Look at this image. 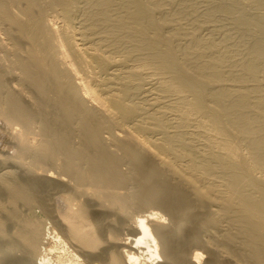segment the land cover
I'll return each instance as SVG.
<instances>
[{"label":"rangeland","instance_id":"rangeland-1","mask_svg":"<svg viewBox=\"0 0 264 264\" xmlns=\"http://www.w3.org/2000/svg\"><path fill=\"white\" fill-rule=\"evenodd\" d=\"M140 5L151 12L150 17L141 20L135 18ZM34 6L38 10L40 18L55 28L57 37V41L55 40V42L49 39L45 35L48 32L47 26L38 21L42 30L41 37L38 41L40 42L39 51L41 55L39 66H42L41 78L43 83L51 86V84L53 85L62 80H67V83L75 89V95L76 93L81 95L84 92V87H88L92 89L95 96L100 97L99 99H104L107 102L106 104L109 102L108 107L112 105L110 103H113L117 99H121L122 101V106L124 107L122 111H119L120 108H114V106L116 107L115 102L109 107L110 110L107 108L109 111H105L106 109L102 110L103 113L105 111L104 114L106 115L102 111L100 113L99 108L98 112L100 114L95 111V114L97 115L98 113L100 119L103 121V125H107L104 128L100 124L101 120L97 118L98 115H95V119L98 120L95 121L101 126L99 144L105 148L106 160L109 165L112 166L115 164L119 172L123 174L124 179L121 181H133L128 185V195L135 194L136 190H139L138 185H141L138 184V181H143L145 183L143 189L146 190L147 196H149V202H147L148 204L145 202L142 203V201L138 202L136 198L131 200L133 204L131 203L130 206L133 207L130 208L131 211L129 213L135 212L137 214L141 212L143 215L141 213L137 215L124 213V215L114 206H112L113 209L110 208L108 210L109 212L107 211L108 215H106L110 217L108 219L109 221L113 220V226L118 227L121 225L119 226L120 229L124 227L120 235L116 236V238L114 237L113 242L117 244L121 243L124 246L123 248L128 251L138 255L141 253L142 255V252L146 251L147 247L144 242L135 244L136 241L134 242L132 240L134 236H140V226L133 220L138 217H149V221L147 220V222L153 225V228L159 230L158 233H163L157 243L159 244L158 251L162 252L161 255L163 256L159 260L156 259V262L158 261L157 263L176 264L175 254L172 256L171 247H167V243L173 241V244L185 253L186 250L189 251V248H192V245H199L197 249L203 251L204 256L200 264H206L207 261L210 264L214 259L216 261L218 260L216 264H223L227 256L217 255L212 248H209L207 245L205 246V244L209 241L210 235V240L214 241L215 239V243H219L214 245L217 247L220 245L219 248L222 246L224 249V243L220 240L224 241V234L230 232L231 229L233 231L234 226L227 219H223L220 222L222 225L226 223L223 227H220L219 224L217 226L218 228L216 227L217 230H214L215 227L211 226L209 228V226H206L205 229L200 231L199 227L196 226L198 225V217H202V215L206 216L210 213H216L221 216V213H219L221 210L219 209L220 205L216 203L207 204L205 201H200L190 191L191 194L187 195L188 190L186 191L183 185V187L180 186V181H188V176L193 175L191 169H195L193 171L195 175L193 176L197 179L195 180L194 178V181H201V186H203V182L204 185L212 186V182L215 188L218 186L220 189H225L226 182L232 181V178H234L232 176H235V170H232V166L222 163L224 162L223 159L226 154L222 153L223 151L225 153V150L221 147L224 144L223 142L226 143L227 140L235 142L238 146L236 161L244 163L248 167L247 172L249 177L255 181H264V169L261 170L262 167H257L258 161L256 158L257 155H264V149L256 150L254 148V141L264 137L263 119L260 114H257L260 113L259 111L264 113V103H262L264 102V56L257 57L253 50L255 40L264 37V0H65L62 4L57 3V0H34ZM153 22L156 24L154 25ZM3 28V25L0 26V39L7 43L9 41L8 35H5ZM193 38L197 39L195 41L198 43ZM60 42L62 43V47H57L60 46ZM201 42L204 43L202 47H205V44L209 46L206 45L205 51L208 48L210 49V47L212 50L210 49L208 52H205L201 47ZM199 47L202 49H200L201 52H199ZM61 50L64 53V64H61L62 62L59 58L61 57ZM193 51L200 55L192 53ZM169 52H171L170 55ZM225 57L226 59H223L224 62L219 61L220 58ZM83 58H85L84 64L86 66L81 64ZM15 59V56L0 49V62L5 65V71L1 74L2 80L7 82L6 86L8 85V88L11 86L9 89L11 93L14 88L15 90L17 89L15 95L17 96L18 93L17 98L24 106L30 109L29 99L31 98L30 95L32 92H30V88L24 81L20 67L13 64ZM214 60L222 62L224 66L222 64L220 66L217 62L216 65ZM208 61L212 63L211 66V63ZM251 61L256 66V74L251 75L246 73L244 75L242 73L243 66ZM201 62L206 65L201 66ZM207 65L213 70L216 68L215 66L219 70L222 68L221 71L223 70V72L221 74L225 75H221L218 78V84L212 76V69L209 74L208 67H205ZM198 66L207 70L205 71L203 69L200 71L201 68L199 67V70ZM70 68L76 70L73 73L75 75H69ZM202 72H206L204 74L207 75H204ZM66 74L68 77H66ZM208 75L209 77H207ZM226 76L229 78L227 79ZM184 77L185 80L186 77H191L190 79L193 77V80L197 79L203 85L202 93L205 99V107L203 106L200 110L192 107L195 106L197 91L193 92L192 89V91H188L190 90L188 87L186 89V82L183 81ZM211 78L214 79L212 80ZM234 78L237 80L235 81ZM176 81H180L182 84ZM219 83L223 85H221L222 88L219 86ZM184 86L185 88L182 89H185V91L181 89ZM225 86L227 92L224 88ZM230 87L231 89H229ZM253 88H257L260 91L258 92L259 94H253V97L250 96V100L254 101L247 106H238L236 101L239 97L248 90L250 92ZM6 89H4V92H6ZM235 89L237 90L235 91ZM9 90L7 89V91ZM230 90L237 93L239 90V97L235 92H233L235 95H232L233 93ZM112 97H116V99H112ZM194 97L195 102H193ZM256 98H260L261 102H259V99L258 102L263 106L256 101ZM192 108L195 109L193 110ZM196 109L200 111L199 114L195 113L197 112ZM255 109L256 111H254ZM111 111L112 113H109ZM107 112L113 116H108ZM247 118H250V121H252L251 119L254 120L248 129H244L247 125ZM38 122L37 127L39 128L40 122ZM243 129L245 130V134L243 133ZM128 132L135 134L147 147L151 146L152 150L154 149L157 154L160 153V157L165 158V161H169L170 166L173 165L175 167L174 169L171 167L172 170L177 169L178 171L175 170L176 173L172 174L175 171L173 172L170 168H166L170 167L166 165L167 163L165 165L159 161L155 163L145 149L135 144H133L134 146L131 144V147L128 146L123 149L121 141L123 138L125 139V135L127 137ZM72 133L73 136L69 138L71 145L69 142L68 146L70 145V147L67 149L72 147L73 150H69L75 151L72 160L78 159L79 164L76 163V166L80 165L77 167L79 173L76 172L77 169L72 164L66 167L58 164L59 167H57L54 161L50 162L48 168L42 171L45 172L46 170L45 173H34L28 168L29 164L23 166L19 164L18 154L20 151L18 153L16 152V141L14 138L16 134L14 133V128L5 120L4 116L3 118L0 116V179L2 180L10 175L25 176V178L28 176L26 178L27 181H33L31 182V187L33 185L32 183H34L32 187L36 190H34V193L37 194L39 190H42L41 193L43 196H41L42 194L40 196L42 198L45 197L47 201L46 203L43 198L47 207L44 205L45 207L42 206L41 209L39 207L36 208L34 214L40 216L42 220L44 219L43 223L46 226V230L50 229L49 232L51 234L46 237L44 243V248H47L45 250V258L50 260V262H46L45 259L46 263H40L36 260V262L32 261L29 264H105L102 263L104 261H98L99 259H95L91 263L84 259L85 256L80 252L82 248L78 245L79 242L73 241L69 236L66 239L62 235V231L55 224V220H52L54 217L47 216L50 215L48 211L51 212L52 207L50 208V206H52V199L58 196L59 193H57L58 195L44 194L43 191L45 192V190L44 186H42L44 181V185L47 184V181H54L58 185V187L56 185L53 186V184L51 185L52 189L55 188L56 190L54 192L59 191L61 194H64L66 190L67 192H73V187L70 188L69 185H73L75 183L74 181H79V176L80 178L84 177H81V175H84L82 173L84 171L80 174L79 170L81 168V170L86 171L85 174H93L90 171L94 167L93 162L88 159L90 156H80V151L78 150L80 148L77 146L83 148V143L78 145L79 142H82L80 141V135L78 136L79 133L77 130ZM73 140L75 143H73ZM72 145H74L76 150ZM162 145H165V147ZM159 147L162 148L160 149ZM158 149L165 151V154L163 152L161 154V151ZM33 150H29L30 152L27 151L31 155L29 154L26 157V162L29 161L30 163L35 158L37 159V155L34 154L36 151L34 150L35 152H33ZM69 150L68 152H70ZM217 156L218 159L216 158L215 160ZM219 159H221V162ZM239 163L234 162V165ZM69 166H71V169L74 168V171L68 169L70 168ZM192 166L193 168H190ZM224 166L226 169H224ZM65 168H67V171H65ZM47 172H50V174ZM72 172H75V175H77L76 173L78 175L80 174L79 176L77 175L78 179ZM182 173L185 174V177L183 176L182 178L186 180L181 178ZM228 175H231V177ZM189 178H191L189 181L193 180V177ZM200 178L204 181L202 182ZM94 180V177L89 176L85 181ZM37 181H42L41 185H38ZM58 181L60 184L57 183ZM175 183H179L177 184L178 186ZM182 192H184L183 195H181ZM82 195H75L77 201H79L78 203L85 202L89 207L92 205L94 207L95 202H93L94 199L92 196L89 194L87 195L90 197L86 194ZM84 199L86 200L84 201ZM50 200L51 203H48ZM134 201H137L136 203L138 204H135ZM193 203H195L194 209L191 207ZM43 208H46V211ZM154 213H158L160 218L158 216L156 218V214L154 215ZM90 214L91 221L96 225V231H100L102 229V222L105 223L106 219L104 218L102 221L99 214L94 215L92 212ZM225 220L226 222H224ZM115 221L118 225L114 224ZM57 228L60 230L59 232ZM188 228L192 229L193 232L190 233ZM224 228L225 230H223ZM217 232L219 233L217 234ZM7 235L8 233L3 237L4 240L8 238ZM74 244L75 246L78 245L77 249L79 251H77V255ZM104 244H101L99 247H104ZM97 249H95L94 253L99 250ZM92 251L94 250L92 249ZM16 255L8 253L5 256L6 258L3 257V262L5 264H20L22 259ZM158 255L160 256V254ZM150 260L149 258H142L141 261L135 262L134 264H152ZM236 262L232 261L231 263L242 264Z\"/></svg>","mask_w":264,"mask_h":264},{"label":"bare ground","instance_id":"bare-ground-1","mask_svg":"<svg viewBox=\"0 0 264 264\" xmlns=\"http://www.w3.org/2000/svg\"><path fill=\"white\" fill-rule=\"evenodd\" d=\"M64 1L65 0H57V3L62 4ZM150 16H151V12H149L145 8L141 7V5H140V7L138 8V11L135 15V18L138 20H141V19H144V18H147ZM38 21L41 22V24H45L47 26L48 32L45 35L48 36L49 39H51L52 41L55 42V40L57 39L55 28L40 18V14L34 6V0H0V23L4 26L3 29L5 30V35H8V40H9L7 42L8 43L7 44L0 39V49L11 54V55H13V56H15L16 59L13 62V64L17 67H20V69L23 73L22 75H23L24 81L27 83L28 87L30 88V92H32V94L30 95L31 98L29 99V102H30L29 107H31V108L29 109L28 107L24 106L20 102V100L17 98L18 93H17V96L15 95V92L17 89L15 90V88H14L12 90V93H11L9 90L11 86L9 85L10 87L8 88V85L6 86L7 82H4L2 80L3 78L1 76V74L3 73V71H5V65L0 62V102H1V104H0V116H2V118L4 116L5 120L8 121L10 123V125H12L14 128V133L16 134V136L14 135L15 136L14 138L16 141V143H15L16 144V152L18 153L20 151L18 154V157H19L18 162L22 166L29 164L28 168L30 169V171L32 170L34 173H38V172L39 173H45L46 170H45V172H42V171H44L45 168H48L49 163L53 162V161L55 162L54 164L57 165V167H59L58 164L61 166H65V167L68 166L69 164H72V166L77 169V167L80 166V165L76 166V163L79 164L78 159L72 160V158L74 157L75 151H72L73 150L72 147L69 148V149H72L71 150L72 152L69 149H67L71 145L69 138H71L73 136L72 132L77 130V132L79 133L78 136L80 135V137H81L80 141H82V142H79V144L78 143L77 144L80 145V143H83L82 144L83 148H81L80 146H77V145H75V146L80 148V149H78L80 151V156H90L88 159H90L93 162L94 167H92V170L90 168L89 169H90L91 173L93 172V174L92 175L88 174V173L85 174L86 171L81 170L82 168L80 167L81 168V169L79 168L80 174L82 171H84V172H82V173H84V175H81V177L82 176H84V177L80 178V176H79L80 174L78 175L79 172L77 169L76 172H78V173H76V174L79 176L80 180L74 181L75 182L73 184L74 186L72 184L69 185L70 188L73 187L72 188V190H74L73 192H71V191L67 192V190L65 189L66 192L65 193L63 192L64 194H61L59 191L54 192L56 190H55V188L52 189V186H51L52 184H53V186L56 185L54 183V181H47L46 185H44L45 184V181H44V184L42 185V186H44V190H45V192L43 191L44 194L53 195V194L59 193V195L57 194L58 196H55L54 198L52 196L53 202H52V206H50V208L51 207L52 208H51V212L47 210L50 214L47 216L54 217L52 220L53 221L55 220V224L62 231L61 233L63 236H65L66 239L69 236V238L73 239V241L75 240L76 242H79L78 245H80L82 248V249H80V252L85 256L84 259H86L90 263H91V261L93 262L95 259H99L98 261H100V260L104 261L102 263H105V264H131V263L134 264L135 262L141 261L142 258H149V259H151L150 262L152 264H156L158 262V261L156 262V259L159 260L163 256V255H161L162 252L158 251V245L159 244H157L159 242V239H161L160 236L163 233H161V232L158 233L159 230L153 228V225H151V224H149V222H147L149 217H138L137 216L138 218H136L135 215H137L141 212H138V213L136 212L137 214H135V212L134 213L130 212V213H132V215L135 214L134 216L136 219L133 217L135 219L133 221L138 223V225L140 226V236L139 237L134 236L132 240L134 242L136 241L135 244H140L141 242H144V244H146V247H147L146 251L142 252V255H141V253H139L140 255H138V254H134L131 251H128L127 249L123 248L124 246H122L121 243L117 244V243L113 242V239H115L116 236L120 235L121 230H122V228L124 229V227H122L120 229L119 226H121V225H119L118 227L113 226L112 225L113 220L109 221L108 219L110 217L107 216L108 215L107 211L110 208H112V206L117 207L118 211H121L123 214L129 213V211H131L130 208L133 207V206H130L131 203L133 204V202H131V200H133L134 198H136L138 200V202L142 201V203L145 202L146 204H148L147 202H149V199H148L149 196H147L146 190L143 189V187L145 186L144 185L145 183H143V181H138V184H141V185L139 186L137 184L139 190L138 191L136 190L135 194L133 193V194L128 195V190H127L128 185L133 181H121L124 179L123 174H121L119 172V170L117 169V166L115 164H113L112 166L109 165V163L106 160L105 148L101 144H99V136H100L99 134L101 131L100 124L103 125V121L100 119L98 113L102 110H105V109H106L105 111H107L108 110L107 108L111 107L114 104V102L116 105V107L114 106V108H117V109L120 108L121 110L119 109V111H122L124 108L122 106V101H121V99H117L118 101L115 100L114 102L112 101L113 103H110L112 105H109V107H108L107 105L109 104V102H108V104H106L107 102H105L104 99L103 100H101L102 98L99 99L100 97L95 96L92 89H90L88 87H84V92L81 95H79V93H76V95H75V89L72 88V85L67 83V80L66 81L62 80V81L55 83L53 85L51 84V86H48L45 83H43L42 78H41L42 66H39L41 55H40V51H39L40 42L38 41L41 37V33H42L41 31L42 30H41V26L38 24ZM1 24H0V26H2ZM153 24L155 25L156 23L153 22ZM193 40L195 41L197 39L193 38ZM198 41H200V40H198ZM195 42H197V41H195ZM203 44L204 43L201 42V47L203 46ZM206 45L207 44H205V47H206ZM196 46H197V44H196ZM199 46H200V44H199ZM57 47H62V43L60 42V46H57ZM205 47H202V49H204V51H205ZM198 49H199V52H201L202 49L200 47ZM210 49H211V47H210ZM210 49L208 48V49H206V51L208 52V50H210ZM253 50H254L257 57H263L264 56V37L255 40V42L253 44ZM192 53H195L197 55L199 54V53H196L194 51ZM63 54L64 53L61 50V52H60L61 57H59L61 59V62H62L61 64L65 63V58H63V56H64ZM170 54H171V52H169V55ZM202 54H203V51H202ZM223 55H225V54H223ZM252 56H253V54H252ZM220 59H219V61L224 62L226 57L222 58L221 60ZM219 61L217 62L216 60H214L215 64L217 62V63H219L220 66H222L223 63L219 62ZM84 62H85V58H83V60H81V64L86 66V64H84ZM87 63H88V61H87ZM209 63H211V62H209ZM201 64H202L201 66H203L205 63L201 62ZM211 65H212V63L210 64V66ZM201 66H198V69H199V67L201 68V70L199 69L200 71H202L204 69ZM205 67H208V70L210 71L209 74H210L212 68H209L208 65ZM215 67L216 68H214V70L212 69V71H213L212 76L215 78L216 83L218 84V78H220L221 75H225V74H221L223 72V70L221 71L222 68L219 70V69H217V66H215ZM215 69H217V70H215ZM75 72H76L75 69H71V68L69 69V75H71V74L75 75V74H73ZM204 73H206V72H204ZM242 73H244V75L246 73H249L251 75H255L256 74V66H255L254 62L251 61V62L245 64L243 66ZM204 75H207V74H204ZM237 75H235V77H237ZM212 76H210V77H212ZM66 77H68L67 74H66ZM207 77H209V75ZM226 77H227V79L229 78L228 76H226ZM239 77H241V76H239ZM180 78L182 79V77H180ZM190 78L191 77H186V80H185V77H184L183 81L186 82V89H187V87H188V89L190 88V90H188V91H192V90H193V92L197 91L196 102H195V97H194V101H193V102H195V106H192V107H196L198 110H200L201 108H203L204 100H205L204 95L202 93L203 85H201V81H199L197 79L193 80V77H192V79H190ZM181 79H180V81H182ZM236 80L237 79H235V81ZM180 81H176V82L179 83ZM214 81H213V83H214ZM219 82H220V79H219ZM180 84H182V83L180 82ZM222 84H225V83H222ZM222 84H220L219 86H221ZM79 85H80V83H79ZM183 85H185V84H183ZM178 86L180 87V85H178ZM222 86H221V88H222ZM6 88L9 91H7ZM182 88H185V86L181 87V89ZM224 88L227 92L226 86ZM232 88H233V86H232ZM4 89H6V92H4ZM229 89H231V87ZM232 90H234V89H232ZM236 90L237 89H235V91ZM243 90L245 91V89H243ZM243 90H242V93H243ZM54 91H55V93H53ZM183 91H185V89ZM230 91H228V92H230ZM235 91H233V92H235ZM248 91L244 92L243 94L240 92L242 94L240 97L238 96L239 90H238V93L235 92V93H237V96L239 97V99L236 101L238 106L241 107V106H247V105L251 104V102H253L254 100L252 99L253 101H251L250 96L253 97L252 96L253 94L256 95V94H259L258 92H260L257 88H253L252 90H250V92H248ZM233 92L231 91V93H233ZM22 93H20V94L22 95ZM260 94L262 95V93H260ZM232 95H235V94L233 93ZM254 97H257V96H254ZM112 99H116V97H114V98L112 97ZM256 99H257L256 100L257 102H258V99H259V102H261L260 98H256ZM263 101H264V99H263ZM191 103H192V101H191ZM262 103H264V102H262ZM255 104L258 105L257 103H255ZM259 104H261V103H259ZM28 105H29V103H28ZM256 105H255V107H257ZM263 105L261 104V106H263ZM94 106H95V108H94ZM93 108L94 109L97 108V109L94 110ZM98 108L100 109L99 112H98ZM109 110H110V108H109ZM198 110H197V112H195L196 114L200 113V111H198ZM95 111L98 112L97 118H99V120H101L100 124L96 122L98 120L95 119L96 118L95 117V115H96ZM105 111H104V113H105ZM254 111H256V109ZM259 112L260 113H257V112L256 113L258 115L259 114L261 115V118L263 119L262 124L264 125V115H263L264 113H262L261 111H259ZM102 113H103V111H102ZM109 113H112V111ZM109 113H108V116L111 115V117H112L113 115L109 114ZM104 115H106V114H104ZM114 116H116V115L114 114ZM250 117H252V116H250ZM106 118H108V117H106ZM249 119L247 118V125L244 127V129H248L252 125V121L254 119H251L252 121H250ZM37 122L39 123V128L37 127ZM104 123H105V121H104ZM104 126L107 127V125H103V127ZM104 128H102V129H104ZM244 132H245V130L243 131V133ZM259 132H260V130H259ZM255 133H258V132H255ZM75 135H77V134H75ZM75 137L77 138V136H75ZM122 138H123V136H122ZM69 142H70V145L68 146ZM121 142L123 145V146L121 145L123 149L130 146L131 144L132 145L135 144V145L145 149V151L147 153H149L150 157L155 161V163H156V161L157 162L159 161L161 164L165 165L167 163L166 165L170 166L168 163L169 162L168 160L165 161V158L160 157V153L157 154L154 149L152 150L151 146L147 147V145L145 143H143L133 133L131 134L128 132L127 137L125 135V139L123 138V140ZM123 142H124V144H123ZM73 143H75L74 140H73ZM223 143H222L223 145L221 148H223L225 150V153H224V151L222 153L226 154V155L225 156L223 155L224 156V159H223L224 162H222V163H226L227 165L228 164L231 165L233 168L232 170H235L234 171L235 176H232V177H234V178H232L233 180L231 179L232 181H227V182L225 181L227 183V185L224 183L226 185L224 187L225 189H220V187H218V186H217V188H215L213 185L214 183H212V182H211L212 186L211 185H204V182H203L204 180H202L203 177L200 178V180H202V182H203L202 183L203 186H201V181H198V180L194 181V178H195V180L197 179L196 177L193 176V175H195L193 173V171L195 169L194 170L191 169L192 174H193L192 176L189 175L191 171L188 172L189 173L188 174L189 176L187 175L188 181H183V180L180 181L181 182L180 186L183 185L184 188H186V191L188 190L187 195L192 193L200 201H203V202L205 201V202H207V204L208 203H216V204L220 205L219 209H221V210L219 213H221V216L219 214L217 215L216 213H212V214L210 213L211 215L210 214L208 215L207 213H205L208 216L207 215L203 216L202 214H200V215H202V217H198V219H197L198 225H196L199 227L200 231L205 229L206 226H209V228L211 226H213V227H215L214 230H217L216 227L220 224V222L223 219H227L228 221H230V224H232L234 226V228L231 227V228H233V231L231 229L230 232H226L227 234H224L225 235L224 241L220 240L224 243V244L222 243L224 249L222 248V246H221V248H219L220 245L218 247L215 246L214 244H216L218 242L215 243V239H214V241L210 240L211 239L210 235H209V241H207V243L205 244V246L207 245V246H209V248H212L217 253V255L219 254V255H223V256L226 255L227 256V259L224 261L223 264H232L231 263L232 261H237L238 263L240 262L242 264H264V181H255L253 178L249 177L248 172H247L248 167L244 163H239L238 161H236V157H237V153H238V146L236 145L235 142H233L231 140H227L226 143L225 142H223ZM72 146L74 147V145H72ZM162 146L165 147V145H162ZM164 147H163V150H164ZM159 148L161 149L162 147H159ZM254 148L256 150L261 149V148L264 149V137L262 139L254 141ZM31 149L32 150L34 149L36 151V153H34V154L37 155V159L36 158H35V160L32 159L33 162L29 163L28 160H27L28 162H26V157L29 154L31 155V153H29V154L27 153V151H29ZM34 150H33V152H35ZM68 150L70 152H68ZM75 150H76V148H75ZM159 151H161V150H159ZM162 152L164 153L165 151H161V154H162ZM69 153H71V154L69 155ZM33 157H35V156L33 155ZM216 158L218 159V156L215 157V160H216ZM256 158L258 161L257 167H262L261 170L264 169V155H257ZM221 159H222V156H221ZM221 159H219L220 162H221ZM234 162L239 163V164L234 165ZM69 167L70 168H68V169L74 171V168L71 169V166H69ZM171 167L173 169L175 168L173 165L170 167H166V168H170V170H172ZM62 168H64V167H62ZM190 168H193V166ZM214 169H216V168L214 167ZM224 169H226L225 166H224ZM49 170H51V169H49ZM62 170H64V169H62ZM175 170H177V169H175ZM208 170H210V169H208ZM208 170H207V172H208ZM65 171H67V168H65ZM181 172H182V169H181ZM72 173H74V175H75V172H72ZM175 173H176V171L172 174H175ZM234 173H233V175H234ZM48 174H50V172ZM177 174H176V176H177ZM77 175H75V176L77 177ZM163 175H165V174H163ZM184 175L185 174L182 173L181 178ZM196 175H197V173H196ZM89 176L94 177L95 180L94 181H85L87 179V177H89ZM228 176L231 177V175H228ZM189 177H193V180L189 181V179H191ZM26 178H25V176H17V175L11 176L10 175L6 178H3L2 180L0 179V264H5L3 262V257L8 255V253H10V254L12 253L13 255L17 254L19 256V258L22 259L20 264H29L32 261L36 262V260L41 263V262H45V259H46V262H48V261L50 262V260H47V258H45V252H46L45 250L47 248L46 249L44 248V243H45L46 237L51 234L49 232L50 229L46 230V226L43 223L44 219L42 220V218L40 216H37L34 214V210L36 208L39 207L41 209L42 206L43 207L46 206L45 202L43 201V198L45 199V197H43V198L41 197V196H43V194L41 193L42 190L41 191L39 190V193H37L38 194V198H37V194L34 193L36 190L32 188L34 183H32L33 185L31 187V182H33V181H27ZM77 179H78V177H77ZM182 179L186 180L185 178H182ZM41 182L42 181H37V184L41 185ZM206 182H208V181H206ZM57 183L60 184L59 181ZM179 183H177V184H179ZM61 184H63V183L61 182ZM35 186H37V185H35ZM56 186L58 187V185H56ZM64 186H62V187L64 188ZM69 186H68V188H69ZM82 194H86V195L89 194L90 196H92V198L94 199L93 202H95L94 207H93V205L89 207V205H87V203L84 202L86 199H84V201H83L84 203H78L79 201H77V198L75 197V195L83 196ZM183 194H184V192L181 193V195H183ZM89 195H87V196H89ZM87 196H85V197H87ZM166 197L168 198V196H166ZM195 197H194V199H196ZM48 198H49V196H48ZM48 198H47V200H48ZM192 199H191V201H192ZM80 200H82V199H80ZM45 201H46V199H45ZM91 201H92V199H91ZM194 201L196 202V200H194ZM134 202H135V204H138V203H136L137 201H134ZM46 203H47V201H46ZM48 203H51V200ZM194 205H195V203H193V206H191L192 209H194ZM91 207H93V208L90 209ZM48 208H49V206H48ZM43 209L46 211V208H43ZM93 209H94V211H93ZM91 212L94 215L99 214V217H101L102 221L104 220V218L106 219L105 223L102 222V225H101L102 229L100 230L101 232L96 231V225H94L93 222L91 221V214H90ZM147 213H146V215H147ZM155 214H156V218H157L158 213H154V215ZM163 220H165V219H163ZM107 221H108V223H107ZM228 221H227V223H229ZM130 222H132V221H130ZM224 222H226V220ZM224 222H223V224H224ZM49 223H50V220H49ZM194 223H196V222H194ZM114 224L118 225V223H116V221ZM224 225L220 224V227L221 226L223 227ZM57 230H58V228H57ZM60 230H58V232ZM211 230H212V228H211ZM223 230H225V228ZM226 230H228V229H226ZM229 230H230V228H229ZM55 231H56V229H55ZM188 231H190V233L193 232V230L190 228H188ZM162 232H163V230H162ZM214 232H216V231H214ZM7 233H8V235H7L8 238L4 240L3 237H5ZM218 233L219 232H217V234ZM135 235H136V233H135ZM215 235H216V233H215ZM221 235H223V234H221ZM127 236H129V235H127ZM165 236H166V234H165ZM213 237H215V236L213 235ZM61 238H62V236H61ZM130 238H132V236H130ZM216 238H217V236H216ZM70 244H71V242H70ZM101 244H104V247L100 248L99 246ZM72 245H73V243H72ZM78 245L75 246V244H74V246L76 247L75 248L76 249L75 250L76 255H77V251H79L77 249ZM202 245H203V243H202ZM74 246H72V247H74ZM169 246L172 249L171 250L172 256H173V254H175L174 256L176 259L175 260L176 264H200L201 259H203V257H204L203 253H202L203 251H200L199 249H197L199 245H194V246L192 245V248H191L192 250L189 248V251L186 250V253L183 250H181L180 248H177V246L173 244V241L172 242L170 241L167 243V247H169ZM131 248H132V246H131ZM136 248H138V247H136ZM92 249L94 251H92ZM95 249L98 250L96 253H94ZM113 249H114V251H112ZM186 249H188V248H186ZM210 252H211V250H210ZM157 254H160V256L159 255L157 256ZM171 254H170V256H171ZM78 255H80V254H78ZM146 260L148 261V259H146ZM215 261H216L215 259L212 262L210 261L211 262L210 264H216L218 262V260L216 262ZM173 262H174V259H173ZM173 262H171V263H173ZM208 262L209 261H207V263ZM157 264H161V263H157Z\"/></svg>","mask_w":264,"mask_h":264}]
</instances>
